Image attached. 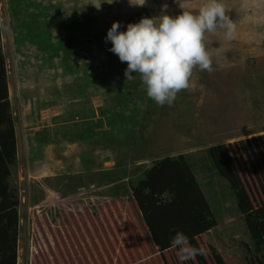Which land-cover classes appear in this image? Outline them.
<instances>
[{"label": "rangeland", "instance_id": "1", "mask_svg": "<svg viewBox=\"0 0 264 264\" xmlns=\"http://www.w3.org/2000/svg\"><path fill=\"white\" fill-rule=\"evenodd\" d=\"M111 2L0 0V21L11 22L1 49L16 135L17 264H180L173 235L160 230L178 205L197 209L187 180L177 182L187 170L216 224L195 238L207 249L204 263L264 264V242L255 247L207 154L224 148L249 182L250 164L262 159L264 0H222L236 37L207 35L214 71L195 69L171 107L147 97L139 74L126 79L107 30L115 21L124 31L142 17L196 15L207 0ZM252 185L264 241V188Z\"/></svg>", "mask_w": 264, "mask_h": 264}, {"label": "clouds", "instance_id": "2", "mask_svg": "<svg viewBox=\"0 0 264 264\" xmlns=\"http://www.w3.org/2000/svg\"><path fill=\"white\" fill-rule=\"evenodd\" d=\"M129 3L143 6L146 0ZM121 27V22L115 21L107 30L105 43H111L108 50L126 62L127 80L139 74L147 97L160 107L173 106L178 94L191 87L195 69L214 71L212 55L206 46L208 34L221 31L223 38L231 41L237 32V25L226 14L222 0H207L196 15L183 12L175 16L142 17L127 24L124 31ZM0 31L10 32L11 22L0 21ZM170 247L177 250L180 264H189L207 253L205 247L193 246L180 230H175Z\"/></svg>", "mask_w": 264, "mask_h": 264}, {"label": "trees", "instance_id": "3", "mask_svg": "<svg viewBox=\"0 0 264 264\" xmlns=\"http://www.w3.org/2000/svg\"><path fill=\"white\" fill-rule=\"evenodd\" d=\"M124 94L127 95L128 93ZM100 123L99 121V126ZM261 141L258 148L261 150L260 152L263 153L262 159L256 156L255 159L257 162H252V160H250L252 162L250 166L253 170L251 176L252 180L250 179L251 183L244 175L239 177L233 164V156L228 155L224 148L211 147L207 150L209 160H211V171L216 177H223L227 180L236 198L237 209L239 213H242L245 217L246 226L252 235L251 237L255 241L256 248L264 241H262V237H260L259 228L252 215L256 199L252 195L253 193L251 194V189L253 187L251 184L252 182L254 184L256 182L257 185H260V189L264 188V170L262 169L264 164V138L261 139ZM254 146L255 141L250 142L247 148L246 146L243 148L247 156H250L248 150H254ZM16 155V135L10 108L9 87L7 83L5 59L1 49L0 31V264H17L19 225L17 207L19 202L9 184V178L12 173L11 167H15L16 164ZM184 159L185 157L178 158L180 165L185 164V167L190 169L189 164L186 159L185 161ZM256 165L259 166V169L256 168ZM183 172L184 174L180 173L177 177V182L179 184L183 183L184 179L187 180L189 191L192 195V202L197 206V209L178 205V207L172 209L171 213L164 217L160 232L167 238L170 235H174L175 230L183 231L189 237L192 245L196 246L195 238L203 234L206 227L215 226L216 224L214 220H211L209 207L206 206V199L199 191L198 185L193 182V177L190 174H186L185 171ZM209 184L210 182L207 184L208 187ZM259 192H261V190H259ZM262 195L264 199V193H262ZM189 205H191V203ZM261 207H264V205ZM261 217L264 220V212ZM254 251L256 253L258 252L257 249H254ZM196 262L197 264H205L202 256H198ZM189 264L194 263L192 261L189 262Z\"/></svg>", "mask_w": 264, "mask_h": 264}]
</instances>
